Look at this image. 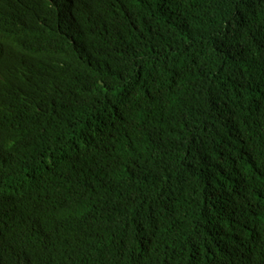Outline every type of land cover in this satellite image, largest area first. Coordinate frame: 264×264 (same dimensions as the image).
Wrapping results in <instances>:
<instances>
[{
	"label": "trees",
	"instance_id": "trees-1",
	"mask_svg": "<svg viewBox=\"0 0 264 264\" xmlns=\"http://www.w3.org/2000/svg\"><path fill=\"white\" fill-rule=\"evenodd\" d=\"M0 264H264V0H0Z\"/></svg>",
	"mask_w": 264,
	"mask_h": 264
}]
</instances>
